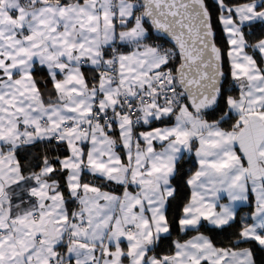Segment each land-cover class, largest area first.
Masks as SVG:
<instances>
[{
	"label": "snow or ice",
	"instance_id": "6c2138e0",
	"mask_svg": "<svg viewBox=\"0 0 264 264\" xmlns=\"http://www.w3.org/2000/svg\"><path fill=\"white\" fill-rule=\"evenodd\" d=\"M0 264H264V0H0Z\"/></svg>",
	"mask_w": 264,
	"mask_h": 264
},
{
	"label": "trees",
	"instance_id": "16d2710c",
	"mask_svg": "<svg viewBox=\"0 0 264 264\" xmlns=\"http://www.w3.org/2000/svg\"><path fill=\"white\" fill-rule=\"evenodd\" d=\"M158 125H160L159 123H156V124H154L153 126L155 127V126H158ZM137 129H139V128H137ZM119 150V149H118ZM187 167V166H186ZM96 183H100L99 181H96ZM121 188L122 187H119V186H116V185H114V184H110V185H108V186H106V187H104L102 190H105V191H114V192H119L120 190H121ZM245 212H248V208L247 207H244V208H242L241 209V215H243ZM238 219H239V216H238ZM175 235V234H174ZM185 238H187V237H185ZM214 238H218V237H214ZM245 246H247V245H245ZM256 259L257 260H259L260 259V254H259V252H257L256 253Z\"/></svg>",
	"mask_w": 264,
	"mask_h": 264
},
{
	"label": "crops",
	"instance_id": "0c3cea01",
	"mask_svg": "<svg viewBox=\"0 0 264 264\" xmlns=\"http://www.w3.org/2000/svg\"><path fill=\"white\" fill-rule=\"evenodd\" d=\"M159 126H162V125H158V126H155V127H159ZM141 130H147L146 128H144V129H141V128H139V129H136V131L137 132H139V131H141ZM118 134V133H117ZM119 151V150H118ZM130 190H134V189H130ZM105 191V190H104ZM122 192H123V188H121V190L119 191V192H115L116 194H122Z\"/></svg>",
	"mask_w": 264,
	"mask_h": 264
}]
</instances>
